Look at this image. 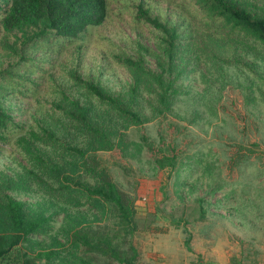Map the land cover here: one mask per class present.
Wrapping results in <instances>:
<instances>
[{
  "label": "rangeland",
  "instance_id": "374dc122",
  "mask_svg": "<svg viewBox=\"0 0 264 264\" xmlns=\"http://www.w3.org/2000/svg\"><path fill=\"white\" fill-rule=\"evenodd\" d=\"M141 2L162 21L189 24L195 32L180 47L188 75L176 116L121 129L122 121L113 112L74 88L93 111L103 114L105 125L113 132L114 147L95 155L134 200L135 264H264V100L257 88L259 81L254 77L251 81L237 65H215L201 51L200 30L196 33L199 25L193 17L196 6L189 0H108L104 23L92 28L83 42L38 43L25 49L29 55L26 61L8 57L0 31V69L18 62L17 70L7 74L15 72L16 76L9 79H16L24 92L11 90L3 101L21 129H14L9 143H0V176L14 174L24 182L18 191L6 194L26 202L32 210H38L48 199L49 214H57L50 235L58 240L62 208L74 216L84 213L92 218L86 213V199L62 202L27 177L23 169L31 170L26 161L29 158L17 141L23 138L25 148L39 149L46 158L60 162L72 178L86 180L76 169L78 161L29 132L42 135L44 122L39 120V126L34 117H46L41 109L49 107L48 101L59 87L69 89L67 70H76L111 94L126 91L132 79L117 56H135L141 52L139 45L156 50L159 43L153 28L133 19L135 6ZM241 2L264 17V0ZM8 37L13 42L14 38ZM145 58L154 68L150 56L145 54ZM144 111L150 115L149 108ZM142 136L174 156L173 169L166 162L162 169L153 163L157 153L148 149L146 142L142 147ZM40 173L48 180L43 171ZM44 239L50 242L48 237L37 238Z\"/></svg>",
  "mask_w": 264,
  "mask_h": 264
},
{
  "label": "trees",
  "instance_id": "16d2710c",
  "mask_svg": "<svg viewBox=\"0 0 264 264\" xmlns=\"http://www.w3.org/2000/svg\"><path fill=\"white\" fill-rule=\"evenodd\" d=\"M189 1L196 6L193 17L199 25L196 33L200 30L197 35L201 51L215 61V65H237L251 81L253 77L257 79V88L264 100V17L247 9L241 0ZM107 12L108 0H0V31L4 33L1 44L9 58L26 61L29 55H25V49L38 43L83 42L92 28L104 23ZM158 17L143 2L135 6L134 21L153 28L159 43L156 50L139 45V54L117 56L132 79L125 92L111 94L76 70H67L69 89L59 87L48 101L49 107L43 108L47 112L41 109L40 113L46 117H34L39 126L40 121L44 122L40 126L42 135L34 131L29 135L78 161L76 169L86 177L85 181L72 178L60 162L46 158L39 149L25 148L23 138L17 141L29 158L26 161L31 170L23 169L27 177L62 202L86 199L89 206L86 213L92 218L84 213L74 216L62 208L58 240L50 235L57 214H49L48 199L38 210L30 209L26 202L6 194L18 191L24 182L14 174L1 175L0 264H135L138 260V251L132 242L134 200L117 185L95 155L114 147L113 132L105 125L107 120L103 114L93 111L75 89L101 108L113 112L122 121L124 128L121 129L142 127L151 119L164 121L176 116V106L185 92L184 81L188 75L180 47L182 41L193 37L195 32L189 24L177 25ZM8 35L14 38L13 42ZM145 54L152 59L154 68L149 66ZM17 63H9L6 70L0 69L1 144L9 143L14 129H21L3 104L12 91L24 94L18 88L19 82L12 77L9 79L16 76L15 72L7 74L12 69L17 70ZM145 107L150 109V115L144 111ZM77 141L82 144L75 143ZM146 141L148 138L142 136V147L157 153L152 158L153 163L162 169L166 162L173 169L174 156L164 153L162 146L157 150ZM62 161L68 164L65 158ZM100 220L105 221L104 224L99 225ZM38 237H48L50 242L38 241Z\"/></svg>",
  "mask_w": 264,
  "mask_h": 264
}]
</instances>
